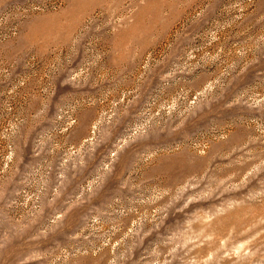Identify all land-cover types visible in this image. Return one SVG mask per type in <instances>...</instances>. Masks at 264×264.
Listing matches in <instances>:
<instances>
[{
	"label": "rangeland",
	"instance_id": "1",
	"mask_svg": "<svg viewBox=\"0 0 264 264\" xmlns=\"http://www.w3.org/2000/svg\"><path fill=\"white\" fill-rule=\"evenodd\" d=\"M0 264H264V0H0Z\"/></svg>",
	"mask_w": 264,
	"mask_h": 264
}]
</instances>
